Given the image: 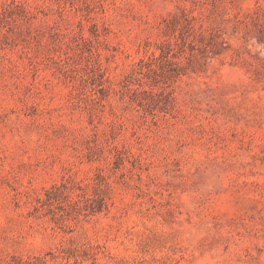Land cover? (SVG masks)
I'll return each instance as SVG.
<instances>
[{"label": "rangeland", "instance_id": "rangeland-1", "mask_svg": "<svg viewBox=\"0 0 264 264\" xmlns=\"http://www.w3.org/2000/svg\"><path fill=\"white\" fill-rule=\"evenodd\" d=\"M0 264H264V0H0Z\"/></svg>", "mask_w": 264, "mask_h": 264}]
</instances>
